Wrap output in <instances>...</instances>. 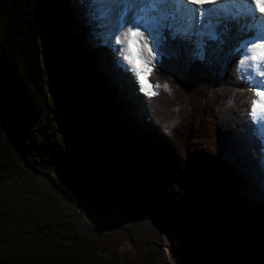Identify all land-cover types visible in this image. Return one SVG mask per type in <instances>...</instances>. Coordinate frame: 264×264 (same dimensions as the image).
<instances>
[{
  "label": "trees",
  "instance_id": "1",
  "mask_svg": "<svg viewBox=\"0 0 264 264\" xmlns=\"http://www.w3.org/2000/svg\"><path fill=\"white\" fill-rule=\"evenodd\" d=\"M78 25L68 0H0V264H264V148L248 133L256 98L237 40L208 43L220 62L182 81L176 59L158 63L151 79L172 92L149 101ZM49 192L82 215L114 200L175 245L130 233L122 252Z\"/></svg>",
  "mask_w": 264,
  "mask_h": 264
},
{
  "label": "snow or ice",
  "instance_id": "2",
  "mask_svg": "<svg viewBox=\"0 0 264 264\" xmlns=\"http://www.w3.org/2000/svg\"><path fill=\"white\" fill-rule=\"evenodd\" d=\"M82 21L97 23L115 43L113 55L132 88L149 101L161 87L171 95L168 83H153L159 63L176 59L173 75L182 81L193 65L211 69L219 58L206 55L208 43L223 47L226 38H235L231 49L239 59L247 50L264 48V0H73ZM241 20H246L242 24ZM239 34V35H238ZM253 36L255 38L253 39ZM122 38V39H121ZM255 59V56L252 57ZM259 75L264 79V69ZM249 113L259 111L264 121V83L253 87ZM251 119L248 133L264 141V123Z\"/></svg>",
  "mask_w": 264,
  "mask_h": 264
},
{
  "label": "rangeland",
  "instance_id": "3",
  "mask_svg": "<svg viewBox=\"0 0 264 264\" xmlns=\"http://www.w3.org/2000/svg\"><path fill=\"white\" fill-rule=\"evenodd\" d=\"M68 1L71 14L75 19L79 21L78 26L83 28L87 33L85 43L87 45L101 43L112 48L110 44L105 42V36L103 37V29L99 26V24H96L95 26L91 24L86 25L81 19L77 5L73 2V0ZM73 33H75V31ZM254 38L255 36H253V39ZM112 50L114 51V48H112ZM262 51H264V48H262ZM241 55L244 58L248 57L249 54L247 52V55H244L243 53ZM241 59L242 58H240V61ZM254 60L256 62L255 69L253 70V74L251 76H248L246 73H244L239 68L240 61L238 63V71L240 75L244 77L245 81L252 88L258 84L264 83L263 79H261L259 75L261 68L264 66V58L259 56ZM252 119L257 120V126H259L260 118L258 119V117L252 116ZM262 144L264 148V141H262ZM45 197L47 198L51 206L55 204L57 205L58 203L59 205H61L57 207L60 210L59 214L64 219L73 221L77 225L78 229H94L95 227H97V232L95 233L100 235L102 234V236L104 237H109L111 240H113V243L115 244L114 247L122 252L125 251L128 254L132 253V248L129 242L131 234L135 237L146 235L148 237L156 239V241H163L164 244L169 243L172 246L175 245V241L173 240L174 238L168 232V229L159 227L147 216H142L141 214L137 215L129 209L117 205L114 200L104 201L101 207H85L84 215H82L83 213L79 214L76 212H69L67 209L68 206L65 203H60L61 200H59V198H57L53 193L49 192ZM119 226H121L120 229ZM140 251H143V249ZM160 251V248L157 249V253H160ZM87 252L99 260H111L110 254L106 252L101 253L95 249L87 250Z\"/></svg>",
  "mask_w": 264,
  "mask_h": 264
},
{
  "label": "bare ground",
  "instance_id": "4",
  "mask_svg": "<svg viewBox=\"0 0 264 264\" xmlns=\"http://www.w3.org/2000/svg\"><path fill=\"white\" fill-rule=\"evenodd\" d=\"M104 36H105V42L110 44L112 46V48L115 49V47H116L115 43L109 38L110 37V30L108 32H106L105 29H103V37ZM247 52L249 55H248V57H244L241 59V61L239 63V68L244 73H246L248 76H251L253 74V70L255 69V63H256L255 60L252 59V57L255 56V58H258L259 56H261L264 58V51H262V48H257V49L249 48L247 50ZM261 69H264V66ZM260 78H261V76H260ZM263 81H264V79H263ZM261 115L262 114L258 111L257 114L255 115V117H258V119H259ZM259 123H264V121H260Z\"/></svg>",
  "mask_w": 264,
  "mask_h": 264
},
{
  "label": "clouds",
  "instance_id": "5",
  "mask_svg": "<svg viewBox=\"0 0 264 264\" xmlns=\"http://www.w3.org/2000/svg\"><path fill=\"white\" fill-rule=\"evenodd\" d=\"M171 113L173 114V118L167 121L169 127L179 123V117L176 115L180 111L179 101L175 103V105L171 108Z\"/></svg>",
  "mask_w": 264,
  "mask_h": 264
},
{
  "label": "water",
  "instance_id": "6",
  "mask_svg": "<svg viewBox=\"0 0 264 264\" xmlns=\"http://www.w3.org/2000/svg\"><path fill=\"white\" fill-rule=\"evenodd\" d=\"M104 45V44H103ZM107 46V45H106Z\"/></svg>",
  "mask_w": 264,
  "mask_h": 264
}]
</instances>
